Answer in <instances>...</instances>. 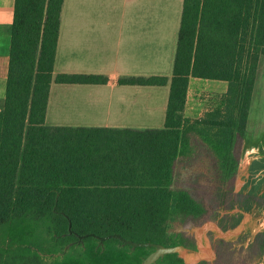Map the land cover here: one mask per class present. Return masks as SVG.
<instances>
[{
	"label": "trees",
	"instance_id": "obj_1",
	"mask_svg": "<svg viewBox=\"0 0 264 264\" xmlns=\"http://www.w3.org/2000/svg\"><path fill=\"white\" fill-rule=\"evenodd\" d=\"M62 4L14 0L0 110V264H141L153 251L117 239L78 241L87 234L194 248L169 230L204 219L235 171L233 147L245 134L264 57V0H183L171 79L116 81L169 84L163 128L144 131L45 125L52 82H109L94 74L53 77ZM190 78L227 83L221 105L202 119L183 116ZM194 167H204L206 182L183 178ZM168 262L183 264L176 254L157 264Z\"/></svg>",
	"mask_w": 264,
	"mask_h": 264
},
{
	"label": "crops",
	"instance_id": "obj_2",
	"mask_svg": "<svg viewBox=\"0 0 264 264\" xmlns=\"http://www.w3.org/2000/svg\"><path fill=\"white\" fill-rule=\"evenodd\" d=\"M13 6L14 0H0V110L5 98ZM182 8L183 0H63L53 77L96 74L108 76L109 82L106 85L52 82L45 125L137 131L162 129L169 84L121 86L116 81L120 77L171 79ZM259 71L260 60L253 95ZM226 91V82L190 78L183 116L190 120L204 118L207 112L221 105ZM247 132L246 129L241 147L234 146L240 153L239 161H235V171L228 180L241 182L236 194L263 198L264 132L255 137ZM242 164L245 168L240 171ZM182 174L187 180L189 174L183 171ZM235 214L239 216L240 211ZM224 225H216L221 236L229 230H223ZM260 236H264V231Z\"/></svg>",
	"mask_w": 264,
	"mask_h": 264
},
{
	"label": "rangeland",
	"instance_id": "obj_3",
	"mask_svg": "<svg viewBox=\"0 0 264 264\" xmlns=\"http://www.w3.org/2000/svg\"><path fill=\"white\" fill-rule=\"evenodd\" d=\"M259 73L257 87L254 95L252 94L254 97L250 109L251 116L246 125L247 133L253 134L254 137L264 132V57L260 59ZM242 139L237 137L235 146L240 148L243 142ZM232 153L235 161L237 159L239 161L240 153L235 149ZM244 168L245 164H242L240 171H243ZM183 172L185 173V171ZM240 185L241 182L239 181L236 183L235 181L233 183L229 182L226 185L227 187H223L221 191L219 197H222V199L219 200L220 198H218L217 201L208 203L211 208L208 215L194 224L189 222V226L186 227L194 226L196 229H200L197 230V234L203 251L207 248L211 249V256L204 257L207 261L198 264H264V236L258 237V234L264 231V197H249L244 206H240L237 202L229 204L230 194L236 195L240 200L241 195L235 193ZM238 211L241 215L235 216ZM224 216L235 217L236 219L233 218L227 221L223 219ZM218 223L225 224L223 230L229 228L228 234L220 235V229L218 228L220 225ZM228 224H231L230 227H225ZM173 231H178V227ZM191 240L195 244L194 237Z\"/></svg>",
	"mask_w": 264,
	"mask_h": 264
},
{
	"label": "water",
	"instance_id": "obj_4",
	"mask_svg": "<svg viewBox=\"0 0 264 264\" xmlns=\"http://www.w3.org/2000/svg\"><path fill=\"white\" fill-rule=\"evenodd\" d=\"M179 231H184L186 234H191L195 238V249L187 248L183 245L173 246V247H165L162 245H152L149 243H135L130 240L123 238L119 234H111L107 236H95L94 234H87L84 236H78V241H81L86 237H94L99 241V244H102L105 240L109 239H117L123 245H128L132 249L136 247H152L153 251L142 261L141 264H157V261L163 258L165 255L176 254L184 264H198L203 261H207L204 257H210L211 252L209 248L203 251L202 244L198 239L197 230L194 226H190L189 228L178 227ZM201 234V231H200Z\"/></svg>",
	"mask_w": 264,
	"mask_h": 264
},
{
	"label": "flooded vegetation",
	"instance_id": "obj_5",
	"mask_svg": "<svg viewBox=\"0 0 264 264\" xmlns=\"http://www.w3.org/2000/svg\"><path fill=\"white\" fill-rule=\"evenodd\" d=\"M234 151V150H233ZM192 171H195V172H193V173H190V172H192ZM191 175H189V177H188V179L187 180H189L190 181V183H198V182H200V183H203V182H206L207 180H208V178H209V175H207V172H206V170L204 169V167H203V169L202 168H191L189 171H188ZM229 182H231V180H227L224 184H223V186H222V189H223V187H227L226 185H228L229 184ZM215 183L216 182H213L211 185H215ZM221 189V190H222ZM230 194V193H229ZM235 197V198H234ZM250 196L249 195H247V194H245L244 195V197H243V195H241L240 196V200H238V198H237V196L236 195H229V198H228V203L230 204V203H234V202H237V203H239V205L240 206H244V204L248 201V198H249ZM222 199V197L219 199V200H221ZM228 218V219H227ZM224 220H227V221H230V218L229 217H227V216H224V218H223ZM218 225H220L219 223H218ZM183 227L181 224H178V223H175V224H173L172 225V227H171V229L169 230V232L170 233H173V234H183L184 236H187L186 238H189V239H192L193 238V236L192 235H187L184 231H179V228H178V231H173V229H175V228H177V227ZM183 228H185V227H183ZM194 242H195V240H194ZM190 249H195V244H194V248H190Z\"/></svg>",
	"mask_w": 264,
	"mask_h": 264
}]
</instances>
